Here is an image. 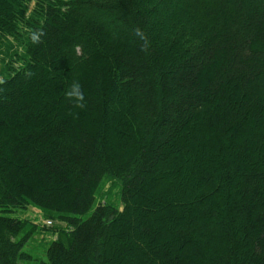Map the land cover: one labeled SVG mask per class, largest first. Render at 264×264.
<instances>
[{
  "label": "trees",
  "instance_id": "16d2710c",
  "mask_svg": "<svg viewBox=\"0 0 264 264\" xmlns=\"http://www.w3.org/2000/svg\"><path fill=\"white\" fill-rule=\"evenodd\" d=\"M31 1L0 0V264H264V0ZM184 8L195 39L156 31ZM31 208L68 228L41 258Z\"/></svg>",
  "mask_w": 264,
  "mask_h": 264
},
{
  "label": "rangeland",
  "instance_id": "374dc122",
  "mask_svg": "<svg viewBox=\"0 0 264 264\" xmlns=\"http://www.w3.org/2000/svg\"><path fill=\"white\" fill-rule=\"evenodd\" d=\"M35 6V0H32L27 9L26 16H29L31 11L33 10ZM187 10L193 11V12H186ZM184 11V12H183ZM182 11V14H176V16L172 15L171 13L161 16L160 21L156 24L157 25V32L160 34L162 32L169 33L170 37H175L181 34L180 31H183V33L188 36L189 38L195 39V34L197 33L198 28L200 25L199 20L196 18V13L193 9H187L184 8ZM171 14V15H170ZM189 14H193L191 18L188 16ZM190 30H193L190 33ZM157 33V35H158ZM177 37V38H178ZM172 40H175V38H172ZM178 41V40H177ZM191 43H194L192 40ZM16 51L15 45H13V48L10 49V53H13ZM4 57V60L2 58ZM8 61V57H6L5 52L3 51V48L0 51V81H2V75H1V69L2 64L6 63ZM17 65H15L16 67ZM109 202L110 204H113L115 206L120 207L119 203V195H118V189L114 186H110V183L106 180L102 181V183L98 186L96 193H95V204L99 205ZM19 218H21L24 221H27L29 224H32L35 226L34 230V236L31 238L29 243H27L26 247L29 250H37L38 253L35 254L38 257H42L43 250L47 246V244L57 240V239H63L66 231L68 230L67 227H65L64 224L61 222L51 220L47 218L44 212L37 210L35 208L28 209L26 212H22L19 214ZM50 221L51 225L47 226V222ZM61 229V232L63 235H58V231L55 233L54 230Z\"/></svg>",
  "mask_w": 264,
  "mask_h": 264
},
{
  "label": "clouds",
  "instance_id": "9594fccd",
  "mask_svg": "<svg viewBox=\"0 0 264 264\" xmlns=\"http://www.w3.org/2000/svg\"><path fill=\"white\" fill-rule=\"evenodd\" d=\"M67 95L69 98H74L77 104L83 106L81 102L84 101V94L81 91V85L79 83H74Z\"/></svg>",
  "mask_w": 264,
  "mask_h": 264
}]
</instances>
